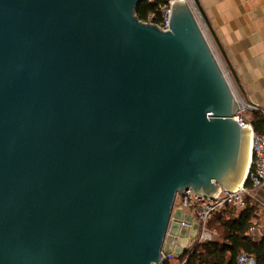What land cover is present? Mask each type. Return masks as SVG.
<instances>
[{"label":"water","instance_id":"95a60500","mask_svg":"<svg viewBox=\"0 0 264 264\" xmlns=\"http://www.w3.org/2000/svg\"><path fill=\"white\" fill-rule=\"evenodd\" d=\"M142 1L0 0V264H162L200 228L179 193L246 181L250 133L192 6L164 31Z\"/></svg>","mask_w":264,"mask_h":264},{"label":"crops","instance_id":"0c3cea01","mask_svg":"<svg viewBox=\"0 0 264 264\" xmlns=\"http://www.w3.org/2000/svg\"><path fill=\"white\" fill-rule=\"evenodd\" d=\"M200 2L239 78L245 93H241L242 97L250 105H258L264 115V0ZM202 26L215 55L230 77L218 46L203 22ZM230 80L233 82L231 77ZM234 87L237 89L235 84ZM254 199L259 209L256 237H260L264 236V187L256 192Z\"/></svg>","mask_w":264,"mask_h":264},{"label":"built area","instance_id":"2783aa9c","mask_svg":"<svg viewBox=\"0 0 264 264\" xmlns=\"http://www.w3.org/2000/svg\"><path fill=\"white\" fill-rule=\"evenodd\" d=\"M150 1L153 2L154 0H150ZM175 1L176 0H164V4L162 6L163 17L160 23H154L152 22V19H150V21L147 22L157 25L159 28H161L164 31L169 30L172 6ZM186 1H188V3L192 6L197 16L199 25L203 30L204 28L202 26V20L198 16V13L195 10L192 0H186ZM204 35L206 36L205 32ZM208 43L210 44L209 40ZM210 46L212 48L211 44ZM217 60L220 63L218 57ZM220 65L229 81L230 77L228 73L226 72V70L224 69L221 63ZM232 88L234 90L239 105V110L237 115L235 116V120L238 122V124L241 127L248 128L250 133V138H251L250 168L247 172L246 181L243 184H241L235 191L231 192L221 189L219 193L214 197H206L204 195L194 193L192 190L181 192L177 195L175 207H182L184 209V212L190 214L193 217V219H195L199 223L200 226L197 236L195 238L189 237L190 244L188 251L193 249L197 244L211 241L217 236V232L210 230L207 226L209 218L223 213L228 205H232L235 208L237 215H239L247 207L246 198L248 196L254 198L256 192L262 187H264V135L258 133L255 130L253 123L247 117V113L251 109H253L254 111L261 112L262 114L263 112L258 105H250L249 103L245 102L242 96L239 94L238 90L236 89L237 90L236 91L234 89V86H232ZM256 232H257V227L253 226L250 229L249 234L255 237ZM182 256L175 255L173 253L168 255L163 253L162 264H185L187 258H183ZM238 264H259V263L254 255L243 252L238 256Z\"/></svg>","mask_w":264,"mask_h":264},{"label":"trees","instance_id":"16d2710c","mask_svg":"<svg viewBox=\"0 0 264 264\" xmlns=\"http://www.w3.org/2000/svg\"><path fill=\"white\" fill-rule=\"evenodd\" d=\"M164 0H144L139 5L136 15L144 21L160 23ZM255 130L264 135V115L250 110L247 116ZM246 209L237 215L235 208L228 205L221 214L209 218L207 226L216 231L217 236L207 242L197 244L183 258L185 264H238V256L243 253L254 255L259 264H264V236L253 237L250 229L259 221L258 205L253 197L246 198Z\"/></svg>","mask_w":264,"mask_h":264},{"label":"rangeland","instance_id":"374dc122","mask_svg":"<svg viewBox=\"0 0 264 264\" xmlns=\"http://www.w3.org/2000/svg\"><path fill=\"white\" fill-rule=\"evenodd\" d=\"M229 81H230V79H229ZM230 84L232 85V86H234V84H233V82H231L230 81ZM234 89L236 90V88L234 87ZM237 91V90H236ZM237 93V92H236ZM247 116H249V113H247Z\"/></svg>","mask_w":264,"mask_h":264},{"label":"bare ground","instance_id":"6f19581e","mask_svg":"<svg viewBox=\"0 0 264 264\" xmlns=\"http://www.w3.org/2000/svg\"><path fill=\"white\" fill-rule=\"evenodd\" d=\"M250 151H251V138H250Z\"/></svg>","mask_w":264,"mask_h":264}]
</instances>
